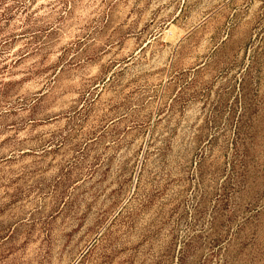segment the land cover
<instances>
[{"label":"rangeland","instance_id":"rangeland-1","mask_svg":"<svg viewBox=\"0 0 264 264\" xmlns=\"http://www.w3.org/2000/svg\"><path fill=\"white\" fill-rule=\"evenodd\" d=\"M0 264H264V0H0Z\"/></svg>","mask_w":264,"mask_h":264}]
</instances>
